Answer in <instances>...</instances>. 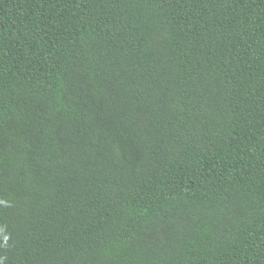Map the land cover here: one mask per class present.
<instances>
[{
	"label": "trees",
	"instance_id": "obj_1",
	"mask_svg": "<svg viewBox=\"0 0 264 264\" xmlns=\"http://www.w3.org/2000/svg\"><path fill=\"white\" fill-rule=\"evenodd\" d=\"M0 264H264V0H0Z\"/></svg>",
	"mask_w": 264,
	"mask_h": 264
}]
</instances>
